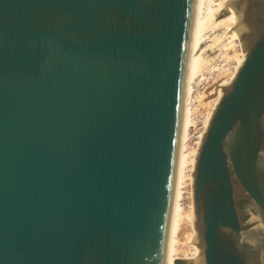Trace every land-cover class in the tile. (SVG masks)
Here are the masks:
<instances>
[{
	"label": "water",
	"instance_id": "water-1",
	"mask_svg": "<svg viewBox=\"0 0 264 264\" xmlns=\"http://www.w3.org/2000/svg\"><path fill=\"white\" fill-rule=\"evenodd\" d=\"M200 0H0V264L164 263ZM191 173L199 264H264V0Z\"/></svg>",
	"mask_w": 264,
	"mask_h": 264
},
{
	"label": "bare ground",
	"instance_id": "bare-ground-1",
	"mask_svg": "<svg viewBox=\"0 0 264 264\" xmlns=\"http://www.w3.org/2000/svg\"><path fill=\"white\" fill-rule=\"evenodd\" d=\"M235 1L236 0H200L199 2L190 44L182 117L184 116L183 112L186 101L189 99L192 92V85L196 80H202L207 73L218 71L219 66L216 63L218 59L225 62L233 60L234 67L227 79H220L219 82H214L212 86L210 85L211 87H206L209 90L204 91L197 99V106L202 109L200 131L190 148L185 151H180L178 148L174 181L180 182L181 188H183L186 193L185 199L187 200V205L185 211L180 213V221L183 222V225L186 224L189 232L183 235L182 239L175 240L172 238L170 241L166 240L164 263L168 260L181 259L166 257L170 247H172L174 251H181L179 248V245H181L183 248L190 249L189 256L182 260L189 261L191 264H199L198 250L193 245L195 233L193 230L192 218L191 173L199 140L205 130L212 110L220 97L219 89L229 83L242 61L239 40V16L234 8ZM203 84H205L204 80ZM189 127L190 124L184 123L181 118L179 141L185 136Z\"/></svg>",
	"mask_w": 264,
	"mask_h": 264
},
{
	"label": "rangeland",
	"instance_id": "rangeland-1",
	"mask_svg": "<svg viewBox=\"0 0 264 264\" xmlns=\"http://www.w3.org/2000/svg\"><path fill=\"white\" fill-rule=\"evenodd\" d=\"M216 63L219 66L218 71L205 74L202 80H196L195 83L192 85V92L190 94L189 99L186 101V105L184 107L183 112L184 116L182 117V121L184 123H189L190 127L188 128V131L185 136L182 137L178 143V148L180 151H185L192 146V143L201 128L200 117L202 109L197 106V99L204 93V91L209 90L207 89L208 86L211 87L214 82H219L220 79H227L233 71V60L225 62L218 59ZM203 80L205 84H203ZM185 194V190L181 188V183L174 181L171 208L168 220L169 227L167 230V241H170L172 238L175 240L182 239L183 235L189 232V229L188 227H186V224L183 225V222L180 221V213L185 211L187 205ZM179 248L181 249V251H174L173 248L170 247V249L167 251L166 257L183 259L189 256L190 249L183 248V246L181 245H179Z\"/></svg>",
	"mask_w": 264,
	"mask_h": 264
}]
</instances>
